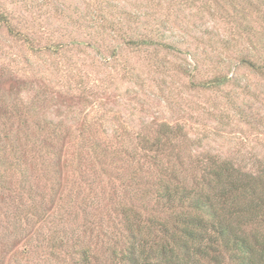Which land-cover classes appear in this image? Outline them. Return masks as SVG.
<instances>
[{
	"label": "rangeland",
	"instance_id": "obj_1",
	"mask_svg": "<svg viewBox=\"0 0 264 264\" xmlns=\"http://www.w3.org/2000/svg\"><path fill=\"white\" fill-rule=\"evenodd\" d=\"M144 37L170 47L127 42ZM167 125L186 166L264 163V0H0V264H65L48 241L93 245L163 167L189 180L169 151L154 164L140 148ZM36 197L49 220L27 217Z\"/></svg>",
	"mask_w": 264,
	"mask_h": 264
},
{
	"label": "trees",
	"instance_id": "obj_2",
	"mask_svg": "<svg viewBox=\"0 0 264 264\" xmlns=\"http://www.w3.org/2000/svg\"><path fill=\"white\" fill-rule=\"evenodd\" d=\"M127 42L170 47L168 42L149 37ZM244 62L256 70L263 69L261 64ZM226 79L214 78L208 83L216 86ZM7 114L8 119L18 114L17 108ZM180 136L178 129L162 126L152 140L143 139L140 148L154 154V164L169 151L167 156L176 158L180 171L188 173L189 180L181 173L175 175L177 169L172 172L162 166L167 178L155 182L152 191H140L136 198L140 206L126 204L104 225L93 226L97 230L89 233L94 235L93 245L85 243L84 247L79 238L66 232L60 239L48 241L52 258L65 264H264V163L250 172L229 160L203 155L186 166L179 156L180 149L171 144ZM2 160L0 155V164ZM23 191L26 201L21 197L20 205H32L34 196ZM51 191L50 201L55 203L58 187ZM147 196L154 199L151 208L157 214L145 209ZM36 203L37 197L35 205L26 209L27 217L30 214L49 220L47 205L41 209ZM136 207L144 208V214ZM19 213L25 215L22 210ZM84 228L88 230L89 226Z\"/></svg>",
	"mask_w": 264,
	"mask_h": 264
}]
</instances>
